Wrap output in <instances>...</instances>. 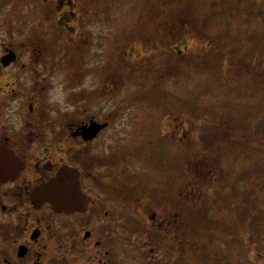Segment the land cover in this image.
<instances>
[{"label":"flooded vegetation","instance_id":"1","mask_svg":"<svg viewBox=\"0 0 264 264\" xmlns=\"http://www.w3.org/2000/svg\"><path fill=\"white\" fill-rule=\"evenodd\" d=\"M49 1L30 4L24 33L0 35V264H180L175 173L165 176L157 141L141 156L135 116L116 111L118 97L133 107L163 94H149L146 72L141 89L132 82L133 65H147L149 53L133 57L127 45L117 52L115 19L100 0ZM54 20L77 35L75 50L49 36ZM102 24L111 35L101 45ZM69 71L78 76L71 88Z\"/></svg>","mask_w":264,"mask_h":264},{"label":"rangeland","instance_id":"2","mask_svg":"<svg viewBox=\"0 0 264 264\" xmlns=\"http://www.w3.org/2000/svg\"><path fill=\"white\" fill-rule=\"evenodd\" d=\"M31 2L0 0V35L22 34L30 27L24 14ZM100 3L115 19L111 27L117 52L127 45L133 57L149 53L147 65H133L132 82L141 89L146 72L149 94L163 92L159 100L154 93L153 100L133 107L118 97L116 111L135 116L134 141L141 156L147 141H157L164 149L160 167L165 176L175 173L178 182L170 192L181 201L180 264H264V234L258 239L243 219L246 211L247 219L257 218L255 225L264 231V0ZM36 10L42 22L41 6ZM68 26L77 28L75 21ZM57 27L54 20L45 28L75 50L71 46L77 35ZM111 27H99L101 45ZM35 32L46 34L39 26ZM65 64L75 68L70 59ZM61 79L57 73L53 82ZM68 79L70 88L78 82L73 71ZM53 88L52 97L62 99L60 89ZM66 108L72 105L66 102ZM160 120L164 133L158 135ZM235 188L238 196L232 193ZM226 213L237 223L233 230Z\"/></svg>","mask_w":264,"mask_h":264},{"label":"trees","instance_id":"3","mask_svg":"<svg viewBox=\"0 0 264 264\" xmlns=\"http://www.w3.org/2000/svg\"><path fill=\"white\" fill-rule=\"evenodd\" d=\"M245 150L246 151H248V148H245ZM263 159H264V157H263ZM263 162H264V160H263ZM263 169H264V167H263ZM232 193L234 194V195H236V196H238L239 194H238V191L236 190V188H235V193L232 191ZM249 207L250 208H252L253 209V206H250L249 205ZM239 211H241L240 209H239ZM243 213V212H242ZM227 215H230L229 213H226ZM246 214H247V212L245 211L244 212V215H243V219H245L244 221H245V226H249V229H251V233H255L256 234V236H257V238L258 239H261L262 238V236H263V234H264V231H262L263 229L262 228H260V227H257L255 224H256V219L257 218H255L254 216H252V215H250L249 217L250 218H248L247 219V217L248 216H246ZM259 220V219H258ZM233 226V225H232ZM232 230H233V228H232ZM235 239V238H234ZM237 240L235 239L234 240V242H236ZM254 241H255V243H256V239H254ZM204 260L206 261L207 260V256H204Z\"/></svg>","mask_w":264,"mask_h":264}]
</instances>
